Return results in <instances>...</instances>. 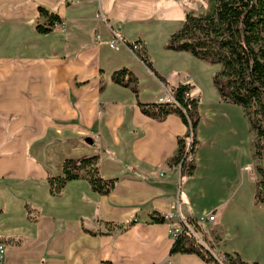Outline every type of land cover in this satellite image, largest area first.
<instances>
[{
	"label": "crops",
	"instance_id": "0c3cea01",
	"mask_svg": "<svg viewBox=\"0 0 264 264\" xmlns=\"http://www.w3.org/2000/svg\"><path fill=\"white\" fill-rule=\"evenodd\" d=\"M39 7L63 28L39 34L36 27L47 25ZM206 9L204 0H0L2 264H204L196 255L169 256V230L179 220L153 222L161 212L183 221L214 214L202 229L209 240L220 238L218 250L264 264V207H252L247 175L254 167L249 125L202 84L197 59L164 48L187 13ZM124 41L144 45L168 87ZM123 68L137 78V96L111 81ZM219 70L214 65L209 78ZM179 85L192 87L202 116L196 170L182 181L167 163L187 127L176 115L157 122L138 107L162 103ZM89 156L98 157L103 179H116L114 189L101 196L79 179L52 196L47 181L62 175L63 162ZM130 223L125 231L105 225Z\"/></svg>",
	"mask_w": 264,
	"mask_h": 264
},
{
	"label": "trees",
	"instance_id": "16d2710c",
	"mask_svg": "<svg viewBox=\"0 0 264 264\" xmlns=\"http://www.w3.org/2000/svg\"><path fill=\"white\" fill-rule=\"evenodd\" d=\"M205 3L207 9L204 12L185 15L182 26L170 35L164 48L185 52L199 61L220 66V70L212 76V85L224 103L242 110L253 134L252 158L256 174L253 203L264 207V0H205ZM38 12L46 19L47 25H38L36 31L48 34L59 18L42 7L38 8ZM124 44L157 80L168 87L166 80L154 70L141 42L124 41ZM111 81L138 95L137 78L128 69L114 71ZM191 89L189 85L171 87L173 104L138 103L141 113L150 119L161 122L169 115H176L187 127L186 134L177 139L175 155L167 163L168 167L179 169L181 181L194 175L195 153L200 145L195 137L200 121L198 100L189 96ZM79 179L87 181L91 190L101 196L108 195L116 183V179L100 176L97 156L66 159L62 164V175L48 179L49 193L58 197L67 183ZM153 222L162 223L158 218ZM187 222L193 231L182 227L173 238L170 257L196 255L204 264H246L238 254L219 251L217 244L220 238L213 236L209 240L196 220ZM105 225L108 230L117 228L125 231L131 223L124 226ZM86 232L93 236L105 235ZM198 234H202V238Z\"/></svg>",
	"mask_w": 264,
	"mask_h": 264
},
{
	"label": "built area",
	"instance_id": "2783aa9c",
	"mask_svg": "<svg viewBox=\"0 0 264 264\" xmlns=\"http://www.w3.org/2000/svg\"><path fill=\"white\" fill-rule=\"evenodd\" d=\"M52 27H53V29L57 28V27L63 28V24L60 22L54 23V25ZM114 45H115V41L112 44H110L111 47H113ZM162 103L173 104L174 101L170 95V97L165 98ZM156 218H158L159 220H161L162 222H165V223H171L172 220H174V219L179 220L178 221V224H179L178 228H170V230H169V234L173 238H175L177 236V234L181 231L182 227H186L189 230L193 231L192 226L187 221L180 220L178 214L171 213V212L170 213L161 212L156 216ZM196 221H197V224H199V225H200V223H204V222H212V221H214V215L212 214V215H208V216H201ZM3 251H4V247L2 245H0V264H2L1 260H2Z\"/></svg>",
	"mask_w": 264,
	"mask_h": 264
},
{
	"label": "rangeland",
	"instance_id": "374dc122",
	"mask_svg": "<svg viewBox=\"0 0 264 264\" xmlns=\"http://www.w3.org/2000/svg\"><path fill=\"white\" fill-rule=\"evenodd\" d=\"M204 2H205V0H204ZM198 62H199V65L200 66H204L203 67V69L202 68H196V72H197V74L200 76V79H201V81L203 82L202 84L203 85H206V84H208L209 86H210V88H213L214 89V87H213V85H212V78H209V73H210V70H211V68H213V66L214 65H210V64H208V63H206V62H203V61H199L198 60ZM202 64V65H201ZM215 90V89H214ZM205 96H206V98L209 96V94L207 93V91H206V93H205ZM222 104H226V103H223V101H222ZM229 105V104H228ZM231 106H234V107H236L237 109H240L238 106H235V105H231ZM233 107V108H234ZM230 111V110H229ZM240 111L242 112V110L240 109ZM229 114H233V112L232 111H230V113ZM243 114V113H242ZM200 117H202V116H200ZM245 119V118H244ZM226 126H227V128H228V130L229 131H231L232 130V128H231V125H229V123L227 122V124H226ZM249 129V128H248ZM253 140V139H252ZM229 142H230V145L232 146V145H235V140H234V138L233 137H230V139H229ZM239 144H241V141L239 140V142H238ZM254 166H255V163H254ZM247 175L248 176H250V177H252L253 178V183H255V180H256V174H255V172H254V167H253V171H251V170H249L248 172H247ZM254 188H255V186H254ZM254 194V193H253ZM252 207H256L257 205H254V203H253V197H252ZM209 215H212V214H209ZM214 215V214H213ZM206 216H208V215H206ZM213 222V221H212ZM203 223H200V226L201 227H203V225H202ZM211 226H209V227H207L206 228V232H207V234L208 235H211V233H212V235H213V231H214V229H213V227H211ZM203 233H204V230H203ZM199 238H202V234H198L197 235Z\"/></svg>",
	"mask_w": 264,
	"mask_h": 264
},
{
	"label": "water",
	"instance_id": "95a60500",
	"mask_svg": "<svg viewBox=\"0 0 264 264\" xmlns=\"http://www.w3.org/2000/svg\"><path fill=\"white\" fill-rule=\"evenodd\" d=\"M86 142H89V143H91L90 139H87V140H86Z\"/></svg>",
	"mask_w": 264,
	"mask_h": 264
}]
</instances>
